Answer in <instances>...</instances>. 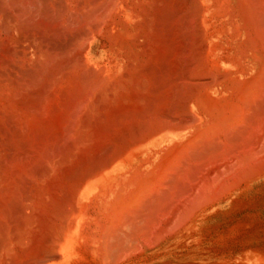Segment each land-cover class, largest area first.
Listing matches in <instances>:
<instances>
[{
	"label": "bare ground",
	"instance_id": "1",
	"mask_svg": "<svg viewBox=\"0 0 264 264\" xmlns=\"http://www.w3.org/2000/svg\"><path fill=\"white\" fill-rule=\"evenodd\" d=\"M260 182L264 0H0V264H264Z\"/></svg>",
	"mask_w": 264,
	"mask_h": 264
},
{
	"label": "rangeland",
	"instance_id": "2",
	"mask_svg": "<svg viewBox=\"0 0 264 264\" xmlns=\"http://www.w3.org/2000/svg\"><path fill=\"white\" fill-rule=\"evenodd\" d=\"M100 52V53H99ZM99 53V54H98ZM102 54V55H101ZM104 53L100 49L95 50V57L97 60L102 57ZM255 190V191H254ZM245 200H253L257 203L258 207H256L255 210L245 213H238L236 216V219L242 218L246 215H250L249 217V223L253 226L254 225V231L251 233V236L254 238L252 247L254 249H257L258 246L261 245V242H259V236L257 233L259 232V228L257 227V223H261L262 227L264 229V182L256 183L253 185V187L245 193L244 196ZM48 200V199H47ZM223 218H213L210 220V222L207 223V226H216L218 224L223 223ZM258 229V230H257Z\"/></svg>",
	"mask_w": 264,
	"mask_h": 264
}]
</instances>
